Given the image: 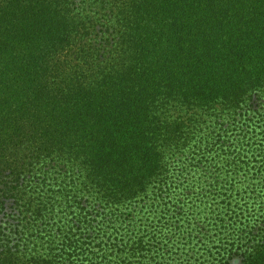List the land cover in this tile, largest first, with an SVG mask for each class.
<instances>
[{"label":"trees","instance_id":"1","mask_svg":"<svg viewBox=\"0 0 264 264\" xmlns=\"http://www.w3.org/2000/svg\"><path fill=\"white\" fill-rule=\"evenodd\" d=\"M146 70L153 111L175 103L211 119L154 117L142 138L148 149L171 148L165 141L175 132L190 164L127 178L132 163L105 150L115 140L103 108L86 100L113 85L143 94ZM190 137L200 143L188 145ZM210 149L227 168L196 177L194 152ZM115 166L126 178L118 202L152 191L158 219L107 225L136 231L133 238L151 231L122 252L112 251L122 242L111 236L99 251L84 250L72 231L103 225L87 223L72 203L111 185ZM211 186L227 219L200 218ZM201 222L223 231L214 245L191 228ZM167 231H186L184 247L172 249ZM114 255L135 264H264V0H0V264H112Z\"/></svg>","mask_w":264,"mask_h":264},{"label":"rangeland","instance_id":"2","mask_svg":"<svg viewBox=\"0 0 264 264\" xmlns=\"http://www.w3.org/2000/svg\"><path fill=\"white\" fill-rule=\"evenodd\" d=\"M141 58L142 56H139L138 59L140 60ZM67 59H74V56L73 58L70 57ZM100 59L102 58H99V60ZM140 66L148 67V62L143 61ZM145 73L146 75H143L142 78L147 83L145 84L146 86L143 94L135 93V91L138 90V86L131 88L126 87L125 85H113L111 89L107 90L108 92L103 91L98 97L92 99L88 98L86 100L87 106H99L103 108L102 116L99 118H101L102 122L107 126L109 137L112 140H115L114 143L106 145L105 150L113 157L120 159L123 158L124 160H129L132 163L131 165L127 166V178L130 177L132 173H141L143 175L148 168L153 166L161 169L165 168L168 164L169 167L175 169L179 167H185L186 165L188 166L190 164L189 162L191 154H186L185 148H175V132H171L169 135V140L165 141L171 146V148L161 146L160 150L158 147H156L154 150L160 152L157 154L151 152L148 149L149 139L142 138L147 135L148 127L154 117H160L163 123H169L170 125L173 124L172 122L174 120H184L187 123L186 125H194L195 120L199 122V117L208 119L207 123H209L211 119L208 112L205 110H200L199 107H194L193 109L183 107L184 110L182 112L181 110L172 107V104L175 103H168L166 108L159 112L153 111L147 100L149 97V83L147 77L150 74V71L146 70ZM189 111H194L195 113L192 116H186L185 113ZM81 117L83 118V116ZM189 139L190 141H187L188 145L200 143L196 141V138L194 139L190 137ZM202 141H211V139L204 137ZM156 144H159V141H156ZM142 145L144 147H142ZM164 150L167 151L163 152ZM194 154L195 157L191 163L192 167H195L192 170L194 172L196 171V177H202V179H205V177L209 176L212 172L218 173L216 170L222 171L224 168H227V157L220 156L219 154L221 153L219 152H215L210 149L203 157L198 156V151H195ZM186 157H188V159H186ZM140 158L141 161H139ZM144 159L153 160L151 161V164H149L150 161L145 162ZM186 161L188 162L185 163ZM108 174L109 177L113 178L111 185L108 184L106 180L105 183L109 185L108 187H104L101 190L98 189L93 192L82 193L81 197L78 198V201L76 203H72V210H77L79 213H81L80 217L85 219L87 223H91L95 226L98 224V222H100V226L103 225L102 230H100L101 232L98 230L72 231L70 236L73 237V239L81 237V245H83V242L86 243L83 245L84 250H91L95 252L99 251L101 240L108 242L109 236H111L114 241L116 237L122 243L125 242L123 245L122 243H119L118 246H112V251L119 253V251L122 252L125 247L130 245L134 239H138V237L141 236L145 237L151 231H138L137 237L133 238V235L136 231H109L107 229V225H111L112 227L114 225H121V227L125 228L137 220H141L143 224H149L150 222L155 223L158 218L154 219L155 212L151 211L152 202L154 201V199H150L152 191L134 198L122 199L120 202H118L117 198L120 197L119 191L121 189L124 190L123 183L126 181V178H122L118 175L117 166H115L113 170L109 171ZM145 180L146 185H149V188H151L154 184L152 178H145ZM108 188V197L98 194L100 191L106 192ZM214 193L215 192L212 186L209 187V191L207 192L206 196L207 203L198 208L201 219H210L211 217H215L217 213H219V216L223 217L224 219L229 217L226 216L229 207L225 203H220L219 200L221 198L214 196ZM216 205H219V208H215ZM103 211L106 212V217L104 216L103 218L104 220L108 221L114 216L116 218L115 221L107 222L100 220V214ZM205 224L206 225H204L203 222H201V225L196 223L195 225L191 226V228H194V230L200 231L201 234H204L208 239L207 243L209 245H214L216 243V241H214V238L216 237L215 234L220 232L222 233L223 231H215L213 228H209L207 223ZM167 232V236L170 238V247L172 249L175 250L179 247H184L179 236L184 235L186 231ZM164 241H166L167 244L169 243L166 239H164ZM108 249V251H110L109 247ZM86 255L87 254L84 255V258L87 259ZM112 260V264H135L134 261L130 262V260H132L131 257L127 258L124 263L118 262L115 255L112 256Z\"/></svg>","mask_w":264,"mask_h":264}]
</instances>
